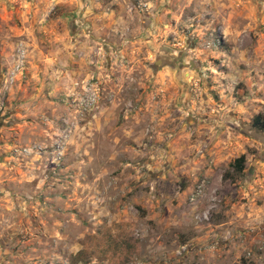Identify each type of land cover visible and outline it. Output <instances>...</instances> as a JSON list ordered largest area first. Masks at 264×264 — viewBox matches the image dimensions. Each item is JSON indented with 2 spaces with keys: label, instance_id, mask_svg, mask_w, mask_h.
Segmentation results:
<instances>
[{
  "label": "rangeland",
  "instance_id": "rangeland-1",
  "mask_svg": "<svg viewBox=\"0 0 264 264\" xmlns=\"http://www.w3.org/2000/svg\"><path fill=\"white\" fill-rule=\"evenodd\" d=\"M257 113L264 0H0V264H264Z\"/></svg>",
  "mask_w": 264,
  "mask_h": 264
},
{
  "label": "trees",
  "instance_id": "trees-1",
  "mask_svg": "<svg viewBox=\"0 0 264 264\" xmlns=\"http://www.w3.org/2000/svg\"><path fill=\"white\" fill-rule=\"evenodd\" d=\"M250 125L257 131L264 133V114L257 113L255 114L250 121ZM245 154H241L238 157L234 158L230 163L229 167L232 170V173L235 177L240 176L244 172L245 168ZM227 174V173H226Z\"/></svg>",
  "mask_w": 264,
  "mask_h": 264
},
{
  "label": "built area",
  "instance_id": "built-area-1",
  "mask_svg": "<svg viewBox=\"0 0 264 264\" xmlns=\"http://www.w3.org/2000/svg\"><path fill=\"white\" fill-rule=\"evenodd\" d=\"M254 253L256 255H258L259 258H261L262 260H264V241L261 244H259L258 246H256ZM247 255L250 256L251 255V252L248 251Z\"/></svg>",
  "mask_w": 264,
  "mask_h": 264
}]
</instances>
